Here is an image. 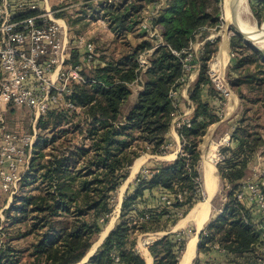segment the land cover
<instances>
[{
	"label": "trees",
	"instance_id": "16d2710c",
	"mask_svg": "<svg viewBox=\"0 0 264 264\" xmlns=\"http://www.w3.org/2000/svg\"><path fill=\"white\" fill-rule=\"evenodd\" d=\"M154 1L100 0L93 8L91 16L107 22L120 50L99 53L90 41L95 47L94 58L84 63L75 50L71 51L70 62L72 66L81 65L84 79L71 84L67 101L74 109H54L38 119L40 133L28 169L6 212L11 218L8 230H13L10 240L33 237L34 241L24 251L1 244L0 264L80 263L94 237L107 224L116 193L134 160L143 153L167 152L163 148L168 143L172 114L179 112L169 93L183 86L178 82L183 76L181 57L175 53L189 48L197 33L207 34L205 30L217 26L218 9L217 0H165L150 26L159 37L149 38V34L140 32L141 19L144 9ZM57 16L67 18L64 12ZM68 23L75 27L78 22ZM128 36L136 39L134 45ZM230 42L231 49L240 44L235 39ZM212 44L206 41L200 59L195 60L200 70L189 89L195 111L189 116L190 126L176 130L182 143L177 159L147 169L146 175L139 173L134 191L123 198L117 225L85 264H114L111 254L115 252L117 264H144L135 250L137 236L163 231L168 234L148 247L153 264H178L185 238L180 233H169L170 228L202 201L197 193L201 186L199 145L207 128L219 119L200 100L201 89L213 85L208 75V63L214 55ZM150 50L149 67L143 72L138 57ZM244 56L235 57L226 70L229 84L242 104L241 118L231 133L237 145L222 147V161L217 164L226 201L222 212L200 233L198 254L217 248L230 257L225 264H264L259 224L236 198L250 162L264 146V55L253 51ZM97 58L103 66L94 65ZM135 83L142 90L123 116L122 108ZM250 84L259 90L255 99L247 100L244 88L248 91ZM216 98L220 102L218 94ZM246 101L255 109L244 108ZM152 190L158 192L157 205L141 208L144 193ZM14 212L17 217L11 215ZM23 253L30 261L22 262ZM193 264H199L198 259Z\"/></svg>",
	"mask_w": 264,
	"mask_h": 264
},
{
	"label": "built area",
	"instance_id": "2783aa9c",
	"mask_svg": "<svg viewBox=\"0 0 264 264\" xmlns=\"http://www.w3.org/2000/svg\"><path fill=\"white\" fill-rule=\"evenodd\" d=\"M25 7L26 1L23 0H0V102L13 107H26L37 121L54 109L73 110V105L67 101L71 95V84L83 82L84 79L80 73L81 65L67 64L70 44L63 20L55 17L58 10L45 7L37 13H31ZM141 29L151 37H159L157 30L153 31L144 23L141 24ZM206 41L212 40L206 38L197 45L191 43L189 48L175 53L181 57L183 68L179 83H187L198 68L194 52ZM75 45L81 53V62L93 60L95 47L90 41L79 35ZM150 54L151 50L138 57L139 67L143 72L149 67ZM208 75L220 102L224 104L231 96L229 84L223 75L213 70L211 63ZM179 89H172L169 93L177 111L180 107ZM172 117L171 127L174 126L176 130L184 125L190 126V119L185 114L175 112ZM32 145L30 137H20L0 129V187L4 192L15 187L27 171ZM169 147L170 143H167L163 151ZM215 160L219 163L222 156L218 155ZM141 172L148 174L147 169ZM199 190L197 193L203 200L201 186ZM236 198L239 201L247 198L258 205L264 214V193L258 184H243L237 191ZM161 200L165 202L166 198ZM222 201H226L224 195ZM221 212L220 210L219 213ZM261 228L264 235V222Z\"/></svg>",
	"mask_w": 264,
	"mask_h": 264
},
{
	"label": "crops",
	"instance_id": "0c3cea01",
	"mask_svg": "<svg viewBox=\"0 0 264 264\" xmlns=\"http://www.w3.org/2000/svg\"><path fill=\"white\" fill-rule=\"evenodd\" d=\"M48 5L47 7H51L49 4V0H46ZM57 8H54L53 10L56 11L58 10L60 13L64 12L65 15L68 16L70 11V7L64 2L63 5H57ZM52 10V9H51ZM55 13V17L62 19L63 21V26L66 28L67 34H68V26L66 22V17H60L57 16L59 12ZM32 12V11H29ZM91 16V19H88L87 21L94 20L91 24H102L103 28H107V30L104 32L106 36L110 37L112 42H115V35L112 33L110 30L107 22L103 19H101L99 16L96 18ZM101 21V22H100ZM78 26V24L76 25ZM140 32L145 34L144 31L140 29ZM132 37V38H131ZM149 38H152L150 35H148ZM68 40L70 44V49H69V54H68V65H72L70 62L71 58V51L75 50L79 57H81L80 51L76 48L75 45V36L70 37L68 34ZM128 41L131 42L132 45L136 43V39L133 36H128ZM228 42V41H227ZM227 42H222L218 46V51H217V56L216 59L219 57L220 53L222 50L225 52V60L223 61V67L224 69H228L229 66L234 64V60L230 58L229 54V46ZM72 43V45H71ZM227 58V59H226ZM94 65H100L103 66L104 64L98 60L95 61ZM198 67V66H197ZM200 67L197 68L193 75L190 76L188 79L187 83H185L180 89H179V100H180V107H179V114H185L186 116H191L193 112L195 111V105L192 102V100L189 98V89L190 86L195 82V80L198 77ZM131 87V96L129 97L126 105L123 106L122 108V115L125 116L131 107L135 104L136 98L138 96V93L142 90V86L138 83H135L130 86ZM216 94H218L214 88L213 85L210 86H204L201 91H200V100L203 103H206L210 108L212 113L216 114L218 116V121L210 125L204 136L202 137V141L199 145V152H200V160L198 164V174L201 180V187L202 191H204L205 194V199H203L201 202H198L195 204L189 211L188 213L181 219H179L174 226L170 228L169 233H180L182 230L189 228L192 233L186 236V241H185V246H184V251L183 253L187 250L188 243L192 239L196 238V249L194 250V255L191 258L190 264H193V262L198 259L199 264H225L226 261L230 259V257L224 252L221 251L217 248H214L209 253H201L198 254V244L200 242L199 235L202 232V230L205 228V226L218 215V212L221 210L219 209L220 202H219V194L221 193L222 197V190H223V182L220 176V173L217 168L216 161L214 160L213 162H207L205 161V156L209 151L214 150V153L216 155V152L219 156L220 154V149L222 147H227L229 146L230 148H235L236 147V142L231 140V133L233 132V129L236 125V122L241 118L242 115V104L239 96L231 91V96L230 98L221 105V102H218L216 98ZM9 108L11 109H19V108H25L26 107H13L9 105L8 103L0 102V120L2 118L3 112H6ZM28 110V109H27ZM38 121V120H37ZM35 121V122H37ZM168 143H170V147L167 150V152L164 155H152L149 153H143L141 154L138 158H136L132 164V166L129 168L128 175L126 180L123 182V184L120 186L121 192H120V197L117 201L116 207H115V223L110 228L107 232V234L104 236L102 240L105 239V237L108 235V233L111 232V230L117 225L118 219L120 217V211L122 207V202L123 198L126 193H132L135 189L136 186V178L139 175V173L143 169H154L159 167L160 165H165V164H171L173 163L179 153L182 150V143L180 136L178 135L176 129L174 126L170 127V131L168 134ZM263 152V148H261L258 152V154H261ZM205 159V160H204ZM264 161V159H262ZM140 162L139 166L136 170V172L132 175L131 170L132 167L136 164V162ZM206 162V163H205ZM210 165H209V164ZM212 163V164H211ZM261 163V162H260ZM206 164V166H205ZM208 165V166H207ZM129 176V177H128ZM207 186L209 187V191L207 190ZM119 190V189H118ZM118 192V191H117ZM157 195L158 192L157 190H152L151 192L146 191L143 196V203L140 205L141 208L147 207H155L157 205ZM223 202V201H222ZM206 203L208 205V213L206 215L205 220L201 223L200 228H197L198 225V211L200 208L201 204ZM224 203V202H223ZM243 205H245L246 209L250 212L251 216L253 217L255 223H259V212L255 207H252L251 204L244 200L241 202ZM222 207V206H221ZM113 213V212H112ZM193 215V217H191ZM194 216L196 218H194ZM188 217V219H187ZM168 234V232H157V233H146V234H140L136 238V246L135 250L138 252L140 257L144 260V264H153V258L148 250V247L151 243L154 241L160 239L162 236ZM195 235V236H194ZM101 243V242H100ZM141 243V244H140ZM261 246L264 249V240H262ZM96 250V249H95ZM94 250V251H95ZM182 253V256L184 255ZM181 256V258H182ZM151 259H150V258ZM181 258L178 262L180 264ZM150 259V260H149Z\"/></svg>",
	"mask_w": 264,
	"mask_h": 264
},
{
	"label": "rangeland",
	"instance_id": "374dc122",
	"mask_svg": "<svg viewBox=\"0 0 264 264\" xmlns=\"http://www.w3.org/2000/svg\"><path fill=\"white\" fill-rule=\"evenodd\" d=\"M23 1H26V7H25L26 10L32 11L31 13H37L38 11L45 9V7L48 6L46 5L47 4L46 0H23ZM60 1L61 0H49V4L51 5L52 10L54 8H57L58 7L57 5H63L64 2L66 3V6L68 5L70 7V9H68L70 13L68 14L66 18V22L68 26L67 30H68V34L70 37L75 36V40H76L77 36L79 35L84 36L88 41L94 42L97 48V51L99 53H102L104 51L105 53L110 54L112 53V51L116 50L117 48L118 50H120V47H121L120 44L118 45L115 42L113 43L111 38L106 36V34H104L107 28H103L102 24H91L90 25V23L93 22L94 20H91L90 22L87 21L88 19H91V14L92 12H94L93 8L98 7V1L100 0H93L94 1L93 3L88 2V0H63V2H60ZM119 1L120 0H108V2H111V3L112 2L117 3ZM165 3H166L165 0H155L150 5H148L144 9L145 11L142 15L141 22H143L147 26H152L151 20L154 17H156V15H158L157 12L160 9L164 8ZM247 5H248L249 12L246 15V20L249 22L250 25L257 26L260 29L262 25L264 24V0H247ZM216 6L218 9L217 26L210 28L209 30H205L207 31V34H203L204 36L202 35L201 32L197 33L195 36V40L192 42L193 44L197 45V43H201L206 38L212 40L209 42H213L212 44L213 46L211 47V50L214 51V55L211 61L208 63V71H209V64L211 63L212 65V63L216 61V56H217L216 54H217L218 47H219L218 45L222 42L228 41L227 43L230 48L229 54H230V58L232 59H235V57L244 56V54L249 56L251 55L253 51L261 52L264 55V47L254 44L249 39L247 40L245 36L242 35L241 32L233 24H226L225 16L222 10L223 0H217ZM68 20L71 23L77 21L78 26H75V27L71 25L69 26ZM141 30L144 31L143 29ZM231 39H235L236 43H240L237 47H234V49H231L230 47ZM203 46L204 45H201L199 48L195 49L194 57L196 56V60L200 59L201 57L200 53L203 51V48H204ZM199 66L200 65H198V68ZM192 75L193 73L191 74V76ZM222 75L226 83L229 84V81L226 75V69H224V67L222 68ZM229 87L231 91H233L230 84H229ZM247 88L249 89L248 91L246 88H244V92H245L244 94L246 95L247 100L255 99V97L257 96V90L259 89H257V87L253 84H250ZM249 106L255 109L252 105H250L249 102L246 101L244 108L249 107ZM259 112H261V109ZM249 115H252V114H249ZM0 129L2 130V132L6 131L8 133L16 134L20 137H30L33 140V144L35 143L40 133L39 130L37 129V122H35L33 115L31 114L29 110L25 108H19V109L9 108L6 112H3L2 118L0 120ZM32 148H33V145H32ZM32 148H31V151L29 152L30 158L32 156ZM262 148H263V152L261 154L257 155L256 153L254 155L252 161L249 164L245 178L240 182V186L238 190L242 187L243 184L250 182V183L258 184L264 193V161L262 160L264 159V146ZM217 156L218 154L216 152V158ZM20 181L18 182V184H16L15 187H12L8 192H4L3 189L0 187V246L1 244H5V245L7 244L9 246H12L13 249L24 251V250L30 249L31 243L34 241V238L28 237L24 240H19V241L12 240L11 241L10 236L12 235L13 230L12 229L8 230L10 229L8 224H9V221H11L10 220L11 218L8 219V215L6 214L7 210L10 208L11 204L13 203V196H15L19 192ZM15 189L17 190L15 191ZM121 189L122 187L119 188L118 192L116 193L115 201H114L115 207L120 197ZM202 195H203V199H205L204 191H202ZM219 195H220L219 196L220 206L218 210L220 209L222 210L221 206H223V202H222L221 193ZM244 200L248 201L251 204V206L255 207L259 212L258 230L260 232V238H261V244H262V240H264V235H263V231L261 228V224L262 222H264V214L262 213L260 207L256 205L254 202H251L247 198ZM115 207H114V210H115ZM114 214H115V211H113V213L108 217L107 224L102 226L101 232L97 236L94 237V239L92 240L93 245L98 240L100 234L104 231L107 225L108 226L110 225L111 227L114 225L116 221ZM11 215L14 217H17V214L15 212L12 213ZM14 217H12V219ZM191 230L189 228L182 230L180 232L181 237L186 238L187 235L193 232ZM8 232H10V234H8ZM104 240H102L101 243L96 247L95 252L103 244ZM259 249L262 253H264V249L262 246H260ZM111 256H112L114 264L119 263L118 255L116 254V252L112 253ZM30 259L31 258L29 257L28 254L23 253V256H22L23 263H25L26 261H30Z\"/></svg>",
	"mask_w": 264,
	"mask_h": 264
},
{
	"label": "bare ground",
	"instance_id": "6f19581e",
	"mask_svg": "<svg viewBox=\"0 0 264 264\" xmlns=\"http://www.w3.org/2000/svg\"><path fill=\"white\" fill-rule=\"evenodd\" d=\"M222 10L225 16L226 24H233L245 36V38L249 39L254 44L264 47V24L259 29L257 26L250 25L249 22L246 20V15L249 12L247 0H223ZM225 55L226 54L224 50H222L219 57L212 64L213 70L220 75H222L223 61L225 60L224 59ZM215 158H216V155L214 153V150H212L207 153V155L205 156L206 160L205 159L204 160L207 162H210V161L213 162ZM139 163H140L139 161L136 162V164L132 167V170H131L132 175L136 172L139 166ZM207 190L209 191L208 186H207ZM207 213H208V205L206 203L201 204L199 211L197 213L198 215L197 228L198 229L200 228L201 223L205 220ZM191 217H193V215ZM194 218L196 217L194 216ZM110 228L112 227L110 225L109 226L107 225L104 231L100 234L98 240L94 243V245L93 244L91 245L92 248L89 250L88 255L90 253H93V251L100 244V242L102 241V239L107 234ZM195 247H196V238L189 241L187 250L183 253L184 255L181 258L180 264H190L191 258L194 255V250L196 249Z\"/></svg>",
	"mask_w": 264,
	"mask_h": 264
},
{
	"label": "water",
	"instance_id": "95a60500",
	"mask_svg": "<svg viewBox=\"0 0 264 264\" xmlns=\"http://www.w3.org/2000/svg\"><path fill=\"white\" fill-rule=\"evenodd\" d=\"M242 34V33H241ZM243 35V34H242ZM247 39V38H246ZM248 40V39H247ZM94 252L95 251H93V253H90L89 255L87 254L86 256H85V258L80 262V264H85L87 261H88V259L94 254ZM89 253V252H88Z\"/></svg>",
	"mask_w": 264,
	"mask_h": 264
}]
</instances>
